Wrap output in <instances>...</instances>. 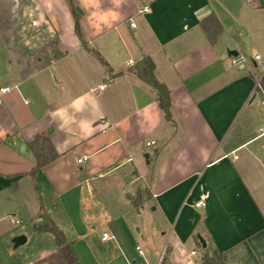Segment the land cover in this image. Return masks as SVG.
Returning <instances> with one entry per match:
<instances>
[{
	"label": "crops",
	"instance_id": "obj_1",
	"mask_svg": "<svg viewBox=\"0 0 264 264\" xmlns=\"http://www.w3.org/2000/svg\"><path fill=\"white\" fill-rule=\"evenodd\" d=\"M71 1L80 36L67 0H0V264L54 252V235L37 229L47 222L79 264L156 252V264L176 254L184 264L192 249L201 264L214 252L264 264V109L254 105L264 69L242 63L228 26L242 2ZM209 15L214 33L200 23ZM144 56L169 91V118L138 76ZM36 137L56 156L33 177Z\"/></svg>",
	"mask_w": 264,
	"mask_h": 264
},
{
	"label": "trees",
	"instance_id": "obj_2",
	"mask_svg": "<svg viewBox=\"0 0 264 264\" xmlns=\"http://www.w3.org/2000/svg\"><path fill=\"white\" fill-rule=\"evenodd\" d=\"M71 11L73 14L74 28L78 36H80V25L78 20V13L76 12L74 5L71 0H67ZM201 26L206 32L214 33L219 30V23L217 18L214 15H209L201 20ZM95 57L104 65L107 66V63L99 55L97 51L91 50ZM142 67L138 71V76L149 84L155 91L156 99L158 101L159 107L162 110L165 118L170 117V102H169V91L167 87L159 82L153 73L154 64L151 59L147 56L141 58ZM260 88L264 89V75L261 76L259 81ZM256 86V90L260 89ZM31 146L35 153V166L31 170V175L34 177L36 170L46 164L49 160L53 159L56 156L55 151L49 146L47 141L42 137H36L32 142ZM137 201H135V204ZM38 230L49 231L54 235L55 243L57 249L50 253L49 255L39 259L37 264H79V261L74 257L71 248L68 243L63 239L62 233L57 226L51 222H47L44 225L37 227ZM202 264H224L222 257L219 253H213L210 255L208 253L202 256Z\"/></svg>",
	"mask_w": 264,
	"mask_h": 264
},
{
	"label": "rangeland",
	"instance_id": "obj_3",
	"mask_svg": "<svg viewBox=\"0 0 264 264\" xmlns=\"http://www.w3.org/2000/svg\"><path fill=\"white\" fill-rule=\"evenodd\" d=\"M240 1L242 2L241 12L239 15H232L231 18L228 17L229 20H232L228 23V26L238 48L237 50L241 58L240 60L246 66H249L253 71L259 74V72L264 69V7L258 6L255 0ZM237 4L238 2L232 0L231 9L233 10L236 6H238ZM73 5H75L74 2ZM235 17L236 21L233 23ZM256 54L259 56L257 59L255 58ZM261 99L262 96L258 93L254 100V105H256L259 109H262ZM262 140L264 141V136L256 142ZM17 219V223L14 224H10L9 221L5 222L6 228H15L24 223L20 217H17ZM35 221L39 222V219H36ZM2 223L4 224V222ZM139 248H141L143 252L142 245ZM210 255H213V253ZM158 256V252L154 253L152 257L147 256V261L150 262L149 264H156ZM173 260L175 264H183L181 263L180 256L177 254L173 257ZM147 261L144 258H138L136 264H147Z\"/></svg>",
	"mask_w": 264,
	"mask_h": 264
},
{
	"label": "built area",
	"instance_id": "obj_4",
	"mask_svg": "<svg viewBox=\"0 0 264 264\" xmlns=\"http://www.w3.org/2000/svg\"><path fill=\"white\" fill-rule=\"evenodd\" d=\"M148 10H149V6H148V5H143V6H142L141 8H139L137 11H138V12H145V11H148ZM129 25H130V26H133L134 23L131 21V22H129ZM258 57H259L258 54H256V55H255V58L257 59ZM259 81H260V79L257 81L256 86H258V87L260 88ZM103 86H104V84H101V85H100V87H103ZM8 89H9V87L6 86V85L0 88L1 91H7ZM259 90H260L261 93H262L261 107L264 109V89L260 88ZM149 143H153V141L147 142L146 144L148 145ZM234 157H236V156H234ZM82 158H84V157H82ZM82 158H78L77 161L80 162V161L82 160ZM262 164H263V166H264V161L262 162ZM202 204H203L202 200H199V201L196 202V205H197V206H198V205H202ZM12 221H13V222H17L16 219H14V220H12ZM106 237H108V233H107L106 231H104V232L102 233V238H106ZM136 250L138 251V253H142V251H141V249L139 248V246H136ZM163 254H164V251H162V253H161L160 260L162 259ZM195 255H196V251H195V250L192 249V250L188 251V252L186 253L185 257H184V264H201L199 261H195V260L193 259V257H194Z\"/></svg>",
	"mask_w": 264,
	"mask_h": 264
},
{
	"label": "water",
	"instance_id": "obj_5",
	"mask_svg": "<svg viewBox=\"0 0 264 264\" xmlns=\"http://www.w3.org/2000/svg\"><path fill=\"white\" fill-rule=\"evenodd\" d=\"M255 2L257 3L258 6L260 7H264V0H255ZM76 11H79V8L76 7ZM230 55H233V56H236L237 55V51L236 50H230L228 51ZM198 241L200 242L201 246L202 247H205V240L203 239L202 236H200L198 233L196 235ZM25 235L24 234H18L16 235L15 237H13L12 239V243H13V246L16 247L22 243L25 242Z\"/></svg>",
	"mask_w": 264,
	"mask_h": 264
},
{
	"label": "clouds",
	"instance_id": "obj_6",
	"mask_svg": "<svg viewBox=\"0 0 264 264\" xmlns=\"http://www.w3.org/2000/svg\"><path fill=\"white\" fill-rule=\"evenodd\" d=\"M83 99H84V98H82L81 100L76 101V102H75V106H76V107H79L80 104L82 103V100H83Z\"/></svg>",
	"mask_w": 264,
	"mask_h": 264
}]
</instances>
